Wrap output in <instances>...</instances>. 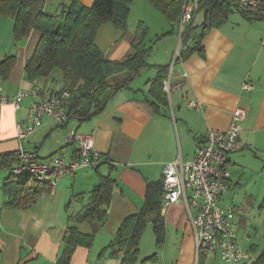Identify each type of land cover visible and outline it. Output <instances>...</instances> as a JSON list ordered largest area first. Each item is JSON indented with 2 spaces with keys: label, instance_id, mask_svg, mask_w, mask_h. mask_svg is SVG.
I'll return each instance as SVG.
<instances>
[{
  "label": "crops",
  "instance_id": "1",
  "mask_svg": "<svg viewBox=\"0 0 264 264\" xmlns=\"http://www.w3.org/2000/svg\"><path fill=\"white\" fill-rule=\"evenodd\" d=\"M81 1L88 7L92 0ZM134 1L151 19L148 22L144 16L138 18L147 32L151 31L148 23L159 25L155 36L156 44L167 47L163 58L157 57L148 64L147 56L146 66L130 80L126 73L109 77L107 84L115 91L101 113L82 123L70 120L65 125L44 116L36 131L21 141L16 137L15 125L27 124L31 104L55 95L63 85L53 90L48 78L33 82L26 79L24 67L35 49L38 34L31 32L16 42L13 20L0 18V38L5 32L8 39L4 46L0 44V61L8 56L16 60L9 76L6 79L0 76V80L5 81L4 85L0 84L1 92L12 96L31 89L38 91V97L25 99L17 111L10 106L0 107V264H56L66 248L70 227L83 234H93V240L89 246L76 247L69 264H121L120 258L111 256L108 246L123 219L142 209L147 183L162 179L165 164L191 159L207 131L225 132L238 107L246 110V117L240 124L242 149L228 156V191L242 190L245 178L251 176L255 183L247 186L252 188L250 198L261 197L260 193L264 192V21L249 23L232 7L224 24L212 26L197 41L190 40L189 55L173 70L170 94H166L165 101H160L151 94L152 82L172 59L180 30L179 17L169 22L147 0ZM131 13L132 6L129 16ZM206 19L205 9H198L190 24L194 33L201 30ZM105 26L99 28L95 44L107 59L121 61L132 51L131 42L121 38L123 40L117 43L120 33ZM153 49L151 47V53ZM163 51L160 48L157 56ZM135 78L142 86L130 84ZM245 84L251 85V90H244ZM190 101H195L198 109L190 108ZM71 133L92 137L94 148L101 155L98 168L79 170L59 179L55 186L47 185L49 190L29 207H10L3 187L16 162H6L3 157H16L21 147L25 152H35L40 159L58 155L71 160L77 151L76 142L67 143ZM253 162L255 164L251 165ZM101 177L113 181L112 199L105 208V218L93 223L78 220L90 202V191ZM234 197L237 199L239 195L235 193ZM260 201L261 208L264 197ZM180 206L161 208L165 235L161 244H156L160 248L164 246L163 252H153L143 260L138 253L135 264H193V233L188 219L185 224L178 219ZM170 229H175L177 236L181 232L174 263L165 258Z\"/></svg>",
  "mask_w": 264,
  "mask_h": 264
},
{
  "label": "trees",
  "instance_id": "2",
  "mask_svg": "<svg viewBox=\"0 0 264 264\" xmlns=\"http://www.w3.org/2000/svg\"><path fill=\"white\" fill-rule=\"evenodd\" d=\"M147 1L172 22L181 15L187 0ZM131 3L132 0H94L90 7H86L75 1L57 15L45 10L46 0H0V18L13 20V37L16 42L28 37L31 32L38 34L35 49L24 67L26 79L33 82L48 78L54 69H59L62 73L63 89L55 95L66 92L68 97L65 101L67 121L60 125H65L70 120L82 123L101 113L115 91L108 86V78L126 73L130 80L146 66V58L151 48H147L141 40H131L133 54L128 55L123 61L107 59L95 44L97 32L105 23H111L120 32L126 30ZM198 5V9H205L207 19L199 32L194 33V29L189 26L191 41L199 40L212 26L219 27L224 24L233 11L232 7L249 23L264 21V0H259L255 8H242L238 0H200ZM138 29L142 33L147 31L143 23L138 24ZM190 51L189 46L184 60ZM15 62L13 56L0 61V76L3 79L9 76ZM167 69L168 67L160 69L152 82L151 94L160 101L167 98L162 91ZM3 159H6V162H17L13 155L4 156ZM29 180L20 181L19 177H15L11 172L3 187L4 193L10 199V207L16 209L29 207L40 195L49 190L47 185ZM112 190L113 181L108 177H101L90 191V202L78 220L88 223L102 221L106 215L105 208L112 199ZM162 194V179L147 183L142 209L137 214L128 215L121 222L108 246L111 256L120 258L121 264L136 263L140 237L149 220L156 243L159 245L163 241L165 228L160 213ZM92 240L93 234H83L77 228L70 227L66 248L56 264H69L75 248L89 246ZM256 247L252 245L250 250L255 251ZM248 264H264V249Z\"/></svg>",
  "mask_w": 264,
  "mask_h": 264
},
{
  "label": "built area",
  "instance_id": "3",
  "mask_svg": "<svg viewBox=\"0 0 264 264\" xmlns=\"http://www.w3.org/2000/svg\"><path fill=\"white\" fill-rule=\"evenodd\" d=\"M259 0H238L242 8H255ZM197 0H188L179 16L180 30L172 59L167 69V76L162 82V91L169 95L173 70L184 62L191 35L189 26L198 11ZM188 24L187 28L184 26ZM184 77L185 74H182ZM244 90H251L245 84ZM38 97V91L31 89L8 96L1 92L0 107L10 106L17 111L25 99ZM66 92L34 101L27 112V124L15 125L18 141L32 135L40 126L42 118L48 117L57 124L67 121L65 101ZM190 108L198 109L195 101H190ZM246 117V110L238 107L232 115L225 132L207 131L205 138L195 149L194 155L187 161L177 159L162 168L163 194L162 207L183 205L187 213L188 224L193 233L194 259L218 255L229 264L245 262L249 254L237 240L232 205L221 206V199L229 189L228 156L242 149L239 141L240 124ZM76 142L77 156L67 160L62 156L52 155L45 159L38 158L35 152H25L19 147L16 166L12 169L15 177L28 176L36 183L55 186L57 181L67 175L84 169H96L101 163V155L94 148L92 137L76 136L71 133L67 143Z\"/></svg>",
  "mask_w": 264,
  "mask_h": 264
},
{
  "label": "rangeland",
  "instance_id": "4",
  "mask_svg": "<svg viewBox=\"0 0 264 264\" xmlns=\"http://www.w3.org/2000/svg\"><path fill=\"white\" fill-rule=\"evenodd\" d=\"M75 1L83 5L81 0H46L45 10L48 13L59 15L63 11V9H67ZM93 2L94 0H92L91 3H88L90 4L88 5V7H90L93 4ZM130 6H132V13L130 16H128L127 27L124 32L118 31L109 22L103 25H106L105 27H109L111 31H116L115 33H118V34L120 33V37L117 36V43L118 41H122L124 38L130 42L131 40L136 39L137 41L139 40L143 41L144 45L147 48H151V47L154 48L153 52L152 53L150 52L148 55V58H147L148 64H150V62L156 59L157 57L162 59L164 55L163 53L166 52L167 47H163L164 45L162 43L156 44L157 42H156L155 31L157 30V28H159L158 27L159 25H155V23H148L150 24L149 26L151 28V31H148V32L146 31L142 33L141 30L138 29V23H139L138 18L140 16H144L148 18L147 14L138 5L137 1L133 2L132 0V3ZM160 17L163 22H166V19L163 16L160 15ZM149 20L151 22V19L148 18V22ZM121 38L123 39L121 40ZM6 42H8L6 33L2 32L1 38H0L1 46H4ZM163 43H166V42H163ZM160 48H163L164 51L159 56H157V53ZM132 54H133V51H130V53H127V55H125L121 59V61H123L128 55H132ZM126 77L123 78V81H121L122 83L124 82ZM109 82L110 81H108L107 83ZM4 83L5 81L0 80L1 85H4ZM130 84L134 86L135 85L137 86L138 84L140 85V80L138 78H135ZM142 84L140 86H142ZM48 85L53 90L55 88L59 89L63 85L62 84V73L59 69H54L51 72L50 76L48 77ZM171 94L173 93L171 92ZM253 164L255 163L254 162L251 163V165ZM2 173L5 175L8 174L7 171H3ZM250 177L251 176L245 178V182H244L245 185L242 190L238 191L237 189L234 190L233 188L231 191L229 190L226 193H224L221 199V203H220L221 206L223 207L227 205H232L233 208L234 206L236 207V209H234L235 216H236L234 225H235L237 240L239 244L241 245V247L249 254L248 260H246L245 262L238 263V264L250 263L251 261L255 260L257 256L259 255L260 251L264 249V206L260 208L261 206L260 200L261 198L264 197V192L262 191L260 193L261 197H256L253 200L250 198L249 195L251 194L250 192L252 188H249L247 186L252 184L251 182L255 183V179H252L253 177L251 178ZM26 179H29L28 176H21L19 178L20 181H24ZM29 182H31V180H29ZM257 182L258 184H260L259 180ZM235 193L239 195L237 199L234 197ZM177 210L179 211V214H178L179 221L183 220V224H185L187 222V214L185 211V207L181 205L179 209ZM174 231L175 229L169 230L168 244L165 249V258H167L169 262H173V263L176 260V256H177L176 254H177L178 248L180 246V241H181V232L177 236L174 234ZM154 237L155 236L153 233L152 224H151V221L149 220L146 228L144 229L140 237L139 259L143 260L146 257L151 256L153 252L157 254L158 253L161 254L163 252L164 246L161 248L157 247L156 240ZM252 245L257 246L255 251H251L249 249ZM204 259H207L205 264H229V263L222 261L218 255H211ZM204 259H199L198 261H195L194 259L193 264H202L201 261ZM146 263L147 262H144V264Z\"/></svg>",
  "mask_w": 264,
  "mask_h": 264
}]
</instances>
